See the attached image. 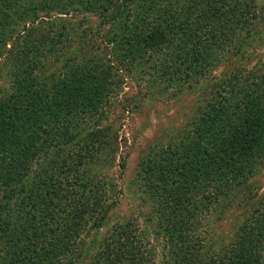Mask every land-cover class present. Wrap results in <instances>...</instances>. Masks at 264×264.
Returning <instances> with one entry per match:
<instances>
[{"label":"trees","instance_id":"obj_1","mask_svg":"<svg viewBox=\"0 0 264 264\" xmlns=\"http://www.w3.org/2000/svg\"><path fill=\"white\" fill-rule=\"evenodd\" d=\"M254 4L255 0H0V57L4 56L0 64H10L14 78L12 91L0 84V243L20 253L17 261L4 264L74 261L65 259L78 246L77 224L83 209L75 214L77 219H60L59 225L67 229L51 241L49 253L45 250V256L39 257L37 251L46 219L53 217L49 209L61 181L59 174L71 170L68 160L72 159L61 154L74 147L79 162L90 170L102 160L105 148L114 146V139L106 140L110 136L106 127L94 123L87 127L84 121L87 115L90 119L98 116L109 92L124 82V69L133 72L131 78L137 81L148 74L153 75V81L170 84H182L192 76L199 79L227 56L229 42L246 28L252 29V20L260 18ZM76 6L101 16L95 31L105 40L108 53L84 56L81 61L60 53L56 55L59 64L49 73L40 71L44 66L39 61L40 51L44 56L60 52L64 46L60 43L66 39L64 24L54 31V26L48 30L40 22L48 18V25L57 24L54 14L69 13ZM107 23L109 28L102 33ZM75 34L79 40L85 37ZM92 37L91 33L90 45H94ZM247 37L241 45L242 54L248 50V40L261 38L255 33ZM9 40L13 47L7 49ZM32 50L36 55L31 56ZM112 58L120 63H113ZM229 78L216 85L218 103L192 121V128L175 150V166L172 153L169 165L153 155L139 166L142 186L151 198L156 195L158 224L174 264H264V197L241 226L226 259L218 263L201 260L198 254H189L193 245L185 239L189 225L212 207L226 208L230 191L248 185L264 162V82L234 73ZM84 153L90 154L91 162L83 159ZM167 173L177 176L176 182L183 185L177 189L174 181L170 186ZM97 196L99 200L88 208L99 211L102 222L113 205L107 203V195ZM192 210L197 216L190 215ZM127 223L119 231L127 232L128 246L116 238L114 248L98 252L96 264H123L129 256L132 264L145 261L148 250L142 249L143 240L134 233L138 225Z\"/></svg>","mask_w":264,"mask_h":264},{"label":"rangeland","instance_id":"obj_2","mask_svg":"<svg viewBox=\"0 0 264 264\" xmlns=\"http://www.w3.org/2000/svg\"><path fill=\"white\" fill-rule=\"evenodd\" d=\"M254 5L258 13L260 10V18L256 22L252 20V29H254L246 28L241 35L235 37L233 42H229L231 46L225 49L227 56L222 57L221 62H218L219 65L199 79L192 76L182 84L177 82L170 84L166 80L153 81V75L148 74L146 78L137 81L131 78L133 72L124 69V82L109 92L99 107L98 116L90 119L87 115V121H84L87 127L92 126L93 123L98 127H106L110 135L106 140L108 141V138L115 140L114 146H111L114 150L110 146L105 148L102 160L95 162L89 170L79 162L78 153L72 150L74 147L63 149L61 155H69V159H72L68 160L70 162L67 161L71 170L59 174L61 181L54 189L56 197L49 209L50 216L53 217L46 219L43 237L37 249L40 253L39 257L45 256V253L43 254L45 250L49 253L51 241L55 242L62 233H65L67 227L60 226L59 221L67 216L77 219L78 216L75 214L79 215L80 210L83 209L84 211L79 215L82 218L77 224L80 228V234L76 237L78 246L65 259H74L69 264H96L98 252L107 247L114 248L116 244L112 242L116 238L126 241L128 246V240L125 239L127 232L119 231L122 224L128 226L127 222H135L138 225L133 231L141 236L142 249L148 250L144 255L145 261L142 260L138 264H174L170 245L166 243L162 236L163 229L158 224L159 207L156 195L153 194L151 198L149 191L142 186L145 184L139 175V166L143 159L153 155L165 165H169L173 160L170 158V153L174 155L175 166L176 148L192 128V121L200 118L218 103L220 96L216 95L218 93L216 85L232 79L229 78L232 73L244 79L250 77L249 81L264 82V0H255ZM53 17H55L53 21L57 24L48 25L46 22L50 21L47 18L44 20L46 22H40V26L47 27L48 30L54 26L53 30L59 31V25L62 23L66 26L63 30L66 31V39L60 43V45L64 44L60 47V52L44 56L40 51L39 61L44 65L40 71L44 69L45 73H49L55 63L61 62L56 58L60 53H64L65 57L73 56V61H81L84 56L91 58V55L102 57L108 53L109 48L106 47L105 40L95 31L102 20L100 15L76 6L69 13L54 14ZM89 27L93 30H87ZM108 28L107 23L102 33ZM53 30L50 32L51 35ZM75 32H80V36L85 37L79 40V35L75 37ZM91 33L94 37L92 41L94 45H90L88 41ZM249 33H255L261 38L254 42L248 40L246 42L248 50L242 54L241 45ZM11 47L13 40H9L6 46L7 49ZM33 55H36L35 50L31 52V56ZM3 60L4 56L0 57V63ZM112 61L116 64L120 63L115 58H112ZM11 67L8 63L0 64V84L9 91L13 90L14 85V78L10 75ZM40 71L37 69L36 72ZM36 72L33 74L38 75ZM112 72L114 73L115 69H112ZM48 77L52 78V76ZM151 82L155 84L151 86ZM189 83L193 85L192 88L188 86ZM79 133L82 134L81 129ZM89 155L84 153L83 159L91 162ZM167 178L170 186L174 181V187L177 189L179 185H183L182 182H176L177 176L169 177L167 173ZM209 188L211 189L212 186L210 185ZM230 192L232 197L229 198L226 208L214 210L212 207L203 216H199L195 220L196 223L186 226L185 239L188 240L186 243L193 245V248L190 246L188 250L189 254H198L201 260L205 259L209 263H218L228 257L227 252L237 241L234 238L241 226L252 212H255L264 197V162L248 185L240 189L237 187ZM95 194L107 195V203L113 205L105 216L101 217L102 222L98 216L99 211L88 208L93 201L99 200ZM195 214L198 212L192 210L190 215ZM19 254L18 249L10 247L7 243H0V264L17 261ZM24 254L29 253L25 251ZM123 264H132L131 256Z\"/></svg>","mask_w":264,"mask_h":264}]
</instances>
